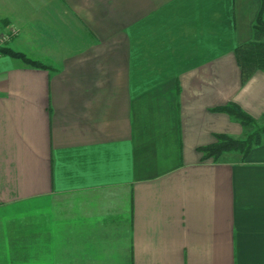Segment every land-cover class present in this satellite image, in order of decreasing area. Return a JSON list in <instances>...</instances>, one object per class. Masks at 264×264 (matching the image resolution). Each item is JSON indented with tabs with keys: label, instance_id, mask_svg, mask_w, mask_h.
Returning <instances> with one entry per match:
<instances>
[{
	"label": "crops",
	"instance_id": "0c3cea01",
	"mask_svg": "<svg viewBox=\"0 0 264 264\" xmlns=\"http://www.w3.org/2000/svg\"><path fill=\"white\" fill-rule=\"evenodd\" d=\"M264 0H0V264H264ZM255 126V127H257ZM256 130V129H255Z\"/></svg>",
	"mask_w": 264,
	"mask_h": 264
},
{
	"label": "trees",
	"instance_id": "16d2710c",
	"mask_svg": "<svg viewBox=\"0 0 264 264\" xmlns=\"http://www.w3.org/2000/svg\"><path fill=\"white\" fill-rule=\"evenodd\" d=\"M0 57H11L34 67H44L40 62L30 59L24 53L16 51L8 45L0 46ZM236 58L245 80L257 71H264V11L259 14L254 25V40L238 47ZM215 111L230 115L247 128L257 126L256 121L237 104L231 103ZM263 134L264 128L257 126L254 132L249 133L241 140L227 135H217L216 143L201 148L200 152L203 153L204 160H218L225 153L233 152L240 153L245 159L254 147L261 145Z\"/></svg>",
	"mask_w": 264,
	"mask_h": 264
},
{
	"label": "rangeland",
	"instance_id": "374dc122",
	"mask_svg": "<svg viewBox=\"0 0 264 264\" xmlns=\"http://www.w3.org/2000/svg\"><path fill=\"white\" fill-rule=\"evenodd\" d=\"M15 31H11V30H7V31H2V33L0 34V45L6 43L8 44L10 42V40L12 39V36L14 34ZM257 127L253 126L252 127V130L250 131L251 132H254V130L256 129Z\"/></svg>",
	"mask_w": 264,
	"mask_h": 264
}]
</instances>
